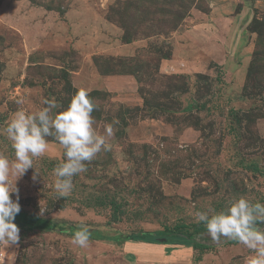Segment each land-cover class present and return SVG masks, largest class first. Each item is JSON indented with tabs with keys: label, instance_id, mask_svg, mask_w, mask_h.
Returning a JSON list of instances; mask_svg holds the SVG:
<instances>
[{
	"label": "rangeland",
	"instance_id": "obj_1",
	"mask_svg": "<svg viewBox=\"0 0 264 264\" xmlns=\"http://www.w3.org/2000/svg\"><path fill=\"white\" fill-rule=\"evenodd\" d=\"M80 88L99 134L117 122L110 149L60 198L64 150L48 138L10 194L20 238L0 264H248L193 213L264 202V0H0V129ZM0 155L15 159L4 135Z\"/></svg>",
	"mask_w": 264,
	"mask_h": 264
},
{
	"label": "clouds",
	"instance_id": "obj_2",
	"mask_svg": "<svg viewBox=\"0 0 264 264\" xmlns=\"http://www.w3.org/2000/svg\"><path fill=\"white\" fill-rule=\"evenodd\" d=\"M43 107L36 111L18 110L13 114L0 135L6 136L14 149L15 159L10 161L0 155V245L4 247L18 243L19 228L14 222L20 211L16 182L34 161L43 157L49 148L48 138L55 139L63 148L64 159L53 169L54 190L58 197L71 195L73 177L87 171L90 162L102 150L110 149L106 136L113 133V121L105 127L106 135L95 128L93 111L98 107L90 96V89L80 88L62 110L55 97L43 98ZM36 173V170H35ZM38 174V173H37ZM35 178V177H34ZM41 214L47 207L40 202ZM194 222L203 223L213 243L221 238L237 241L252 251L248 264H264V202L252 201L241 195L233 198L225 208L219 210L209 206L206 210L193 213ZM90 229L81 223L75 231L71 243L81 248L87 247ZM13 264V262H10Z\"/></svg>",
	"mask_w": 264,
	"mask_h": 264
},
{
	"label": "trees",
	"instance_id": "obj_3",
	"mask_svg": "<svg viewBox=\"0 0 264 264\" xmlns=\"http://www.w3.org/2000/svg\"><path fill=\"white\" fill-rule=\"evenodd\" d=\"M37 223L40 224V225H41V224H42V225H45L44 222H43L42 220H37ZM47 228L49 229V226H47ZM138 235L142 236V238H143V236H145V238H147V237L149 236V234H147V236H146V235H142V233H141V234H137V237H138ZM222 243L225 244L226 242L223 241ZM197 244H198V245H201V246H202V245H205V246H210V247H211V244H210V243H208V244H202V242H197Z\"/></svg>",
	"mask_w": 264,
	"mask_h": 264
}]
</instances>
